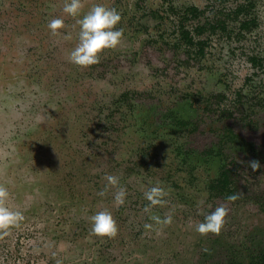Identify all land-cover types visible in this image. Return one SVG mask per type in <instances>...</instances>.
Here are the masks:
<instances>
[{"label":"rangeland","instance_id":"rangeland-1","mask_svg":"<svg viewBox=\"0 0 264 264\" xmlns=\"http://www.w3.org/2000/svg\"><path fill=\"white\" fill-rule=\"evenodd\" d=\"M70 2L0 0V184L24 216L0 239V264H251L264 247V0L252 10L254 29L238 35L235 22L201 57L180 42L169 8L209 0H82L76 18L63 12ZM96 5L121 14L124 38L81 68L70 61L76 20ZM54 18L71 40L51 35ZM229 129L255 153L228 139ZM212 148L222 155H204ZM222 159L239 166L234 203L209 189ZM106 175L126 189L123 206L116 187L98 195ZM156 185L168 204L145 212L144 193ZM221 205L229 209L221 234L199 235L196 224ZM104 210L119 226L115 239L91 232V216ZM151 215L173 223L155 225Z\"/></svg>","mask_w":264,"mask_h":264},{"label":"clouds","instance_id":"clouds-1","mask_svg":"<svg viewBox=\"0 0 264 264\" xmlns=\"http://www.w3.org/2000/svg\"><path fill=\"white\" fill-rule=\"evenodd\" d=\"M85 5L82 0H71L63 7V12L73 18L80 17ZM121 14L115 8H108L102 5L93 6L82 18L77 19L76 23L80 27L78 43L70 53V61L81 67L88 68L101 62V56L105 50H115L120 46L124 38V29L117 26L121 23ZM66 24L61 18H54L48 23L51 35L62 37L64 40H71V34L64 35L63 30ZM245 163V162H241ZM247 167L252 171H259L261 164L259 160H249ZM108 182L105 189L98 193L100 196L107 194L108 186L116 187L114 202L116 206L125 204L126 189L119 186V178L114 175H106ZM169 193L161 186L150 187L145 193L144 198L149 204L144 208L145 212H150L154 207H164L168 204ZM10 193L8 189L0 184V239L8 236L10 230L19 228L24 220L23 213L13 210L9 206ZM239 199L238 194H231L226 197V201L235 202ZM229 215V209L218 206L210 214L205 215L204 220L195 226V231L204 237L211 235L219 236ZM150 219L155 225L171 226L173 217L166 215L161 218L159 215H151ZM91 232L102 238L115 239L119 234V226L110 211L104 210L91 216ZM146 230H153L152 223L144 225ZM157 230V235H160Z\"/></svg>","mask_w":264,"mask_h":264},{"label":"flooded vegetation","instance_id":"flooded-vegetation-1","mask_svg":"<svg viewBox=\"0 0 264 264\" xmlns=\"http://www.w3.org/2000/svg\"><path fill=\"white\" fill-rule=\"evenodd\" d=\"M217 1H219V2L221 1L222 4L217 5L213 0H209V3L207 5H205L204 7H199L196 4H192V5H189L186 7H178L177 5H175V6L173 5V6H170V8H169V10L171 11V13L173 15H174V13H173L174 9H175V11H180V10H183L185 8L192 7V6L198 7L201 11H203V15L200 18L189 19V21H187L185 23L186 28L188 30L192 29V28H189V23H191V22L196 21V24H195V27H196L198 24L206 25V23L213 21L212 23L215 25V28L211 30V29H209V25L206 26L207 29H206L205 33H203V35L198 36L194 30L195 27L193 28V30H190L192 35L195 36L197 40H204L205 41L203 44V46H204L203 54H199V52H197L196 48H191V47L186 46L187 45L186 42L184 40H182L180 28H179V26H180L179 20H178L177 15H174V18L176 19V23H177V27H178L177 31L181 37L180 42L182 44H184L186 47H188L190 50H194L195 53L197 55H199L200 57L205 56L206 51L208 49V46L211 44L213 37L216 36L214 34H217L218 31H220L218 34L219 36L220 35H231V33H232L231 30L234 28V27L232 28V26H234V23L236 22V23H238V28H239L237 34L238 35H241V34L245 35V33L250 32L252 29H254L258 25L257 17L252 14V10L256 6V0H253L254 6L250 10H248L247 12H243L240 15H236L235 11L238 7H240V5H246L248 3L247 0H234L235 1L234 6L228 5V3L231 0H217ZM231 2H233V0ZM166 12H168V9L166 10ZM159 17L164 19V16H159ZM261 58L258 56H254V57L250 58V60L252 61V64L255 67H257L263 61ZM222 98H223V96H222ZM180 122L183 123V120H181ZM227 138L233 142L236 141L237 143H240L241 146L249 148V149H251V151H254V153H255V150H256L255 144L249 143V142L246 143V141L244 139H242L238 134H235L233 130L229 129V131L227 132ZM217 149L212 148V149L204 150L203 152H204V155L213 159L216 156L220 157V155H222V150H217ZM238 167H239L238 164L233 160L230 162L227 159L226 160H224V159L220 160V163L218 165V168H219L218 175L216 176V178H214L211 181V184L209 185V189L211 188V185L214 182L217 183V179L219 178L221 171H223L224 169L225 170H228V169L233 170L232 178L235 181L237 176H239V170H238L239 168ZM210 191H212V190L210 189ZM212 192L214 193V191H212Z\"/></svg>","mask_w":264,"mask_h":264},{"label":"trees","instance_id":"trees-1","mask_svg":"<svg viewBox=\"0 0 264 264\" xmlns=\"http://www.w3.org/2000/svg\"><path fill=\"white\" fill-rule=\"evenodd\" d=\"M246 5H240L236 9V15H240L243 12H247L254 6L253 0H247ZM174 15H177L178 20H179V28H180V33L182 40L186 42V46L191 47V48H196L197 52L199 54H203L204 51V40H197L195 36L192 35L191 31L186 28L185 23L189 21V19H197L200 18L203 15V11H201L198 7L192 6L185 8L180 11H175L173 10ZM213 21H210L206 23V25H201L198 24L194 30L198 36L203 35L205 33L207 27L209 25V29H214L215 25L212 23ZM224 29V28H223ZM233 170H223L221 171L219 178L217 179V183L214 182L211 185V190L214 191L215 194L218 195H231L234 194V189H235V181L232 178ZM234 264H240L239 260H232L230 263ZM251 264H264V247L259 248L258 250H255L251 254Z\"/></svg>","mask_w":264,"mask_h":264}]
</instances>
